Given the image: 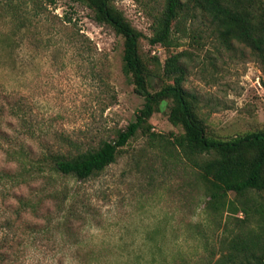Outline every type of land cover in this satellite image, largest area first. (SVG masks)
<instances>
[{
  "label": "rangeland",
  "instance_id": "rangeland-1",
  "mask_svg": "<svg viewBox=\"0 0 264 264\" xmlns=\"http://www.w3.org/2000/svg\"><path fill=\"white\" fill-rule=\"evenodd\" d=\"M113 2L145 34L141 52L154 70L153 89L173 82L151 59L162 64L169 51L148 39L164 0ZM179 27L171 51L183 53V86L196 95L209 133L230 138L264 129V61L244 43L224 44L206 14ZM123 48L122 36L78 1L0 0V82L30 127L25 133L22 121L6 118L15 146L24 140L37 153L63 147L68 137L97 146L134 121L145 99L123 70ZM171 103L149 121L164 138L139 131L97 174L79 179L30 168L27 181L3 187L0 264H177L181 256L195 264L212 251L224 222L204 211L198 169L169 141L184 131ZM16 167L0 148V169Z\"/></svg>",
  "mask_w": 264,
  "mask_h": 264
},
{
  "label": "trees",
  "instance_id": "trees-1",
  "mask_svg": "<svg viewBox=\"0 0 264 264\" xmlns=\"http://www.w3.org/2000/svg\"><path fill=\"white\" fill-rule=\"evenodd\" d=\"M75 1L87 5L98 23L110 25L122 36L123 70L145 102L136 119L118 130L112 140L104 139L97 146L85 148L68 137L63 147L42 148L36 153L24 140L15 146V139L4 128L6 118L15 117L22 121V131L29 133L30 129L25 108L13 100L14 94L0 82V148L17 163L14 170L0 169V190L27 181L30 168L79 179L103 171L139 131L149 138H164L162 133L152 130L149 121L164 101L171 100V115L183 125L184 131L173 135L169 141L198 169L206 194L204 211L224 222L218 245L194 263L264 264V129L230 138L211 135L200 114L196 95L183 86L185 73L180 62L183 53L171 51L178 45L174 39L175 29L201 12L211 18L224 44L244 43L264 61V0H164L154 17L152 35L148 39L151 44H160L169 51L162 64L159 56L151 59L155 65H162V72L172 77L173 82L156 90L152 87L153 67L141 52L143 31L113 0ZM7 38L14 52L13 36L7 34ZM20 203L22 207L28 204L24 198H20ZM180 259L177 264L189 262L186 256Z\"/></svg>",
  "mask_w": 264,
  "mask_h": 264
}]
</instances>
